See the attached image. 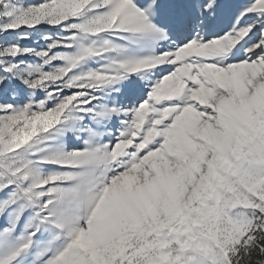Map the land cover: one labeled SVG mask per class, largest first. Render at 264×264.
<instances>
[{"label": "snow or ice", "instance_id": "obj_1", "mask_svg": "<svg viewBox=\"0 0 264 264\" xmlns=\"http://www.w3.org/2000/svg\"><path fill=\"white\" fill-rule=\"evenodd\" d=\"M0 264H264V0H0Z\"/></svg>", "mask_w": 264, "mask_h": 264}]
</instances>
